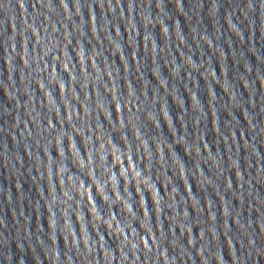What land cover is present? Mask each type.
I'll list each match as a JSON object with an SVG mask.
<instances>
[{"label": "water", "instance_id": "95a60500", "mask_svg": "<svg viewBox=\"0 0 264 264\" xmlns=\"http://www.w3.org/2000/svg\"><path fill=\"white\" fill-rule=\"evenodd\" d=\"M0 264H264V0H0Z\"/></svg>", "mask_w": 264, "mask_h": 264}]
</instances>
